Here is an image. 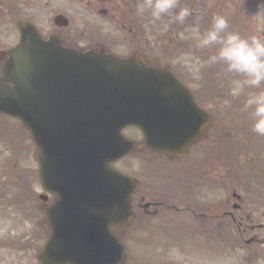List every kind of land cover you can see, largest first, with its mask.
Segmentation results:
<instances>
[{
    "label": "rangeland",
    "instance_id": "obj_1",
    "mask_svg": "<svg viewBox=\"0 0 264 264\" xmlns=\"http://www.w3.org/2000/svg\"><path fill=\"white\" fill-rule=\"evenodd\" d=\"M63 3L70 6L66 15L75 18L69 32L77 40L68 46L69 48L75 50L81 47L89 48L82 45L93 37L97 42L107 43L109 51L113 50L118 55L128 57L139 42L145 44L147 39H150V48L143 47V52L155 59L156 63L170 64L181 81L191 89L199 103L209 110L213 117L209 129V141L206 144H197L199 146L193 148L180 166H173L171 162L166 164L160 157L148 158L141 154H130L117 161L115 166L134 176L143 177L142 185L145 189L150 185L154 187L152 184L160 185L163 182L174 188L171 190L173 195L184 194L190 189V192L188 194L186 192L187 195L184 194L181 198L178 195L173 196L177 206L182 208V212L169 216L171 219L179 217L178 221L187 225L197 220L191 210V206L196 202L218 201L220 205L221 201L230 198L240 203V200L232 196L234 189L243 197L250 210L262 214L264 212V137H258L251 130V121L245 109L249 94L260 89L248 88L241 95L233 98L230 94V74H226L220 64L207 63L208 57L214 50L197 49L195 42L198 32L203 33L210 26L212 16L217 13L225 15L229 20L230 28L239 31L242 35L264 33V0H180L181 7H187L191 12L184 24L174 22L171 16L153 23L150 13L143 7L144 0H108L105 5L108 13L104 14V17H98L93 13H82L84 6L82 3L73 2L71 5L67 1ZM114 6L118 7L115 9ZM57 8L63 10L60 5ZM135 16L146 21L138 23L137 26L133 25V22H137ZM40 17L43 22L44 19H49V13L44 11ZM80 17L85 20H80ZM87 17L91 19L90 25L86 24ZM93 19H96V22ZM133 26H136L135 35L128 31V28ZM48 28L42 29L44 31ZM5 34V29L0 23V51L16 43L15 36L10 38L12 40L10 45L7 41L4 42ZM79 39L85 40L78 41ZM92 44L94 43L91 42L89 45ZM1 133L8 137L4 139L5 142L0 139V159L5 158L4 161H10L12 153H17L20 157L19 165L25 171V181L28 182V178L33 180L30 171L36 169L38 163L33 156L36 146L31 140L29 131L18 121L8 118L7 121H0ZM124 133L131 138L141 139L140 133L133 128L125 129ZM18 138L22 142L19 143V146L23 147L21 151L17 150ZM203 150L205 152L200 154V157H194ZM206 152L208 157L205 156ZM147 170L153 172L147 173ZM35 176L37 178L36 174ZM148 179H153L152 183ZM186 179H190V185L186 183ZM27 186L30 185L27 183ZM196 186L210 190L192 191L191 188H197ZM182 188L185 190L181 191ZM41 192H44L43 188ZM186 207L189 209L183 210ZM236 209L232 212L235 215H242V209ZM217 213L219 216L223 215V210L219 209ZM226 218L229 219L227 222H230L233 217ZM261 221L264 222V219L262 218ZM201 225L203 228L199 229V232L208 230L212 235L187 238L178 232V235L170 238L167 250H163L161 254L152 251L147 255L154 257L156 263L158 260H166L170 264H264L263 244L257 243V247H248L245 236L240 235L236 223L226 225L225 221H217V225L213 224L212 228L209 223ZM258 234L260 238H264V231H258Z\"/></svg>",
    "mask_w": 264,
    "mask_h": 264
},
{
    "label": "water",
    "instance_id": "obj_2",
    "mask_svg": "<svg viewBox=\"0 0 264 264\" xmlns=\"http://www.w3.org/2000/svg\"><path fill=\"white\" fill-rule=\"evenodd\" d=\"M10 55L5 71L15 83L1 98L3 109L19 116L32 131L39 144L36 158L43 180L55 181L56 173H61V178L57 176L58 181L66 180L67 176L68 181L81 183L80 187L86 182H104L110 185L121 183L126 189L130 180L110 167L122 147L121 129L130 123L144 128L148 126L147 112L152 106L148 94L155 90L152 88L149 93L144 90L156 86L155 81L166 82L167 87H171L169 94L174 88L175 95L181 94L176 89L180 85L169 74L138 66L132 58L121 60L109 55L76 53L60 47L56 41L41 40L36 33L13 49ZM136 71L145 74H133ZM135 79L148 81L136 82ZM61 81L65 85L70 81L72 87L63 91L58 88L51 93L53 82ZM136 84H142V90L130 88L138 86ZM52 95H55L53 101ZM185 101L193 103L190 95ZM65 145L72 150L64 149ZM84 146L93 147L86 169L84 157L77 152ZM121 196L124 198L105 204L103 221L106 226L102 228V234L87 236L91 245L99 243L100 248L94 252L101 264H118L125 259L119 239L108 227L117 222L118 213L122 219L128 212L130 192ZM90 215L98 216L96 213ZM76 244L80 245V251L75 250L74 256L82 254L86 246L92 253L93 246L85 242ZM74 264H87V261L75 256Z\"/></svg>",
    "mask_w": 264,
    "mask_h": 264
},
{
    "label": "flooded vegetation",
    "instance_id": "obj_3",
    "mask_svg": "<svg viewBox=\"0 0 264 264\" xmlns=\"http://www.w3.org/2000/svg\"><path fill=\"white\" fill-rule=\"evenodd\" d=\"M64 1H67L69 5L73 4V2L78 4L82 3L84 5L82 7V13L99 15L101 13H108L105 7L108 0H0V22L7 34L6 41L11 42L12 40L10 38L12 36H15V40H19L21 36L20 24L31 23L36 26L40 33L48 37L57 36L63 45L71 46L77 40L69 32L70 26L75 18L71 15H66L70 6L64 4ZM58 5L63 10H59L57 8ZM117 7L114 6L115 9ZM44 11L49 13V19H44L41 22L40 16ZM58 14L65 15L66 19L55 21ZM79 19L82 21L85 20L83 17ZM90 20V17H87V25H90ZM135 20L137 22H133V25L136 26L138 23L145 21V19L142 20L138 16H135ZM64 23H66L65 26H63ZM247 25L249 26V24ZM46 27L49 28L43 31L42 28ZM133 27H129V31H132ZM58 30L61 32H58ZM81 40L85 39H79L78 41ZM91 42L94 44L90 46L89 44ZM82 46L92 47L95 50H109L107 43L97 42V39H93V37L86 40ZM150 46V39H147L145 44L139 42L133 54L142 53L143 47L148 49ZM2 67L3 63L1 61L0 81H4ZM7 137L4 133L0 134V139L4 142ZM4 146L7 147V145ZM4 160L5 158L0 159V264H50L40 261L39 254L51 234V228L47 221L46 208L56 199L55 194H43L41 192L42 186L35 176V169L30 171L33 174V180L28 178L29 180L26 182L24 176L25 171L22 170V167L15 166L10 168ZM20 181H23V183ZM27 183L30 185L29 187ZM158 184H152L154 187L150 185L149 188L145 189L142 183H139L133 201L136 211L135 220L126 229L115 227L119 235L127 239L128 243L139 244L143 241L149 243L154 238H171L174 235H178V232H181L187 238L198 237L199 235L211 236L212 233L208 230H201L202 232H199V229L203 228L201 224L209 223L212 228L213 224L215 226L217 225V221H225L226 225H231L236 222L239 224L240 233L242 236H245V242L248 247H257V243L261 244L260 241L262 240L259 237L258 231L264 230V222L261 221L262 218L264 219V212L259 214L250 210L243 197L239 204L230 198L221 201L220 205L218 201L211 202L203 200L200 203L196 202L191 206V210L194 214L193 217H196L197 220L187 225L186 223L178 221L180 219L179 217L171 219L169 216L182 212V208L177 206V201L173 196L178 195L181 198L186 192L188 194L190 189L184 192V194L173 195L171 190L174 188H170L165 182L160 185ZM188 184L190 185V183ZM197 189L201 192L210 190L208 188L204 190L199 187L191 188L192 191ZM184 190L185 188L181 189V191ZM169 191L171 194L168 193ZM242 201L243 204H241ZM235 208H237L236 210L242 209V215H235L232 212ZM188 209V207L183 208V210ZM219 209L223 210V215H218L217 212ZM231 216L233 218L230 222H227L229 219L226 217L230 218ZM174 220L178 222H173ZM250 239L254 240L248 243L247 241ZM133 246L135 251L132 249L131 254L129 252L128 262L125 264H153L151 262H143V255L140 248L138 245ZM162 264L168 263L162 262Z\"/></svg>",
    "mask_w": 264,
    "mask_h": 264
},
{
    "label": "clouds",
    "instance_id": "obj_4",
    "mask_svg": "<svg viewBox=\"0 0 264 264\" xmlns=\"http://www.w3.org/2000/svg\"><path fill=\"white\" fill-rule=\"evenodd\" d=\"M143 7L153 23L171 16L174 22L184 24L191 15L187 7H181L180 0H144ZM195 46L214 50L207 63L220 64L230 74L233 98L245 89H260L249 94L245 109L251 130L258 137H264V33L242 35L230 28L225 15L217 13L212 16L210 26L203 33L198 32Z\"/></svg>",
    "mask_w": 264,
    "mask_h": 264
}]
</instances>
